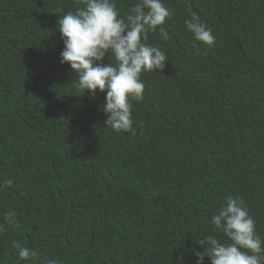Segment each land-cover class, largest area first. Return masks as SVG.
Instances as JSON below:
<instances>
[{"label": "trees", "instance_id": "16d2710c", "mask_svg": "<svg viewBox=\"0 0 264 264\" xmlns=\"http://www.w3.org/2000/svg\"><path fill=\"white\" fill-rule=\"evenodd\" d=\"M110 2L126 20L142 0ZM161 3L169 38L142 43L167 64L142 74L133 131L116 133L107 93L78 91L62 63L59 20L84 6L0 0V264H199L198 240L231 243L212 224L228 198L264 248V0ZM194 15L214 45L187 30Z\"/></svg>", "mask_w": 264, "mask_h": 264}, {"label": "clouds", "instance_id": "9594fccd", "mask_svg": "<svg viewBox=\"0 0 264 264\" xmlns=\"http://www.w3.org/2000/svg\"><path fill=\"white\" fill-rule=\"evenodd\" d=\"M84 7L75 14L69 13L59 20L60 33L65 44L62 63L71 66L78 77V91L90 92L95 98L97 91L107 93L106 107L103 111L108 115L107 128L116 133L132 132V104L144 99L145 86L141 83L144 72L163 73L167 64V56L157 48L147 46L142 40L148 34H155L158 28L165 41L168 34L161 26L171 17L169 10L161 0H142V3L131 9L122 19L115 4L110 0H76ZM187 30L194 34L200 43L206 46L215 44V38L193 16L186 21ZM112 52L116 66H104L106 54ZM97 62L100 66H95ZM8 181L6 187H11ZM15 213L6 219L13 220ZM215 230L222 233L231 243L221 244L218 240L207 237L198 240L204 253L196 252L199 264H203L205 256L211 264H261L262 241L255 234V222L249 217L243 200L228 198L226 206L213 216ZM12 247L18 252L21 261H35L39 253L13 242ZM248 253H251L249 255ZM51 264V262H50Z\"/></svg>", "mask_w": 264, "mask_h": 264}]
</instances>
